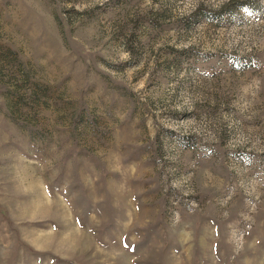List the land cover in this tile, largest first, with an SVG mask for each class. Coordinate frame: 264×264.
I'll return each mask as SVG.
<instances>
[{
    "label": "rangeland",
    "instance_id": "obj_1",
    "mask_svg": "<svg viewBox=\"0 0 264 264\" xmlns=\"http://www.w3.org/2000/svg\"><path fill=\"white\" fill-rule=\"evenodd\" d=\"M0 264H264V0H0Z\"/></svg>",
    "mask_w": 264,
    "mask_h": 264
}]
</instances>
